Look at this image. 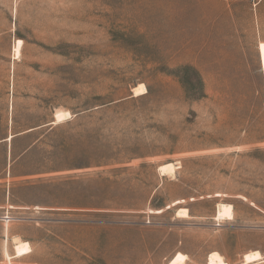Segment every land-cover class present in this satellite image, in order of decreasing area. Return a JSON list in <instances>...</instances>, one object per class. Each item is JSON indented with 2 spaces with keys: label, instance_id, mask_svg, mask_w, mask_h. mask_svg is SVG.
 <instances>
[{
  "label": "rangeland",
  "instance_id": "374dc122",
  "mask_svg": "<svg viewBox=\"0 0 264 264\" xmlns=\"http://www.w3.org/2000/svg\"><path fill=\"white\" fill-rule=\"evenodd\" d=\"M252 252L264 264V0H0V264Z\"/></svg>",
  "mask_w": 264,
  "mask_h": 264
},
{
  "label": "bare ground",
  "instance_id": "6f19581e",
  "mask_svg": "<svg viewBox=\"0 0 264 264\" xmlns=\"http://www.w3.org/2000/svg\"><path fill=\"white\" fill-rule=\"evenodd\" d=\"M20 44H21V42L18 41V42H16V46L14 47V52L16 55L19 54ZM144 91H145V89L141 86V87L135 89V94L136 95L138 93L141 94ZM55 115H56L55 123L60 122L62 119L66 118L67 116L69 117V114L66 112H64V113L60 112V113H57ZM10 138H8L7 140H10ZM158 171L163 175L173 174L175 171V167L173 164L168 163V164H164V165L158 167ZM177 216H181L183 218H186V217L188 218L185 209L178 211ZM231 219H232L231 206L225 205V204H219L217 206V214H216L215 220H231ZM30 252H31V250H30V246L28 243L17 242L14 245V255L12 257L13 258L21 257L23 255L29 254ZM5 256H7V255H5ZM7 259H10V257L7 256ZM184 259H185V256L178 253L168 264H183ZM259 261H261V255L259 252L248 253V254L244 255V258H243V264H252L255 262H259ZM211 264H213V263H211Z\"/></svg>",
  "mask_w": 264,
  "mask_h": 264
},
{
  "label": "water",
  "instance_id": "95a60500",
  "mask_svg": "<svg viewBox=\"0 0 264 264\" xmlns=\"http://www.w3.org/2000/svg\"><path fill=\"white\" fill-rule=\"evenodd\" d=\"M49 125H53V123H51V124H49ZM11 137V138H10ZM14 136H8L7 138H6V140H4V141H10L12 138H13ZM8 138H10V140H7Z\"/></svg>",
  "mask_w": 264,
  "mask_h": 264
},
{
  "label": "trees",
  "instance_id": "16d2710c",
  "mask_svg": "<svg viewBox=\"0 0 264 264\" xmlns=\"http://www.w3.org/2000/svg\"><path fill=\"white\" fill-rule=\"evenodd\" d=\"M184 70L186 71V72H189L190 70L188 69V68H184ZM47 127H49L48 129H50L51 128V125H49V126H47ZM13 139V138H12ZM13 150V149H12Z\"/></svg>",
  "mask_w": 264,
  "mask_h": 264
},
{
  "label": "crops",
  "instance_id": "0c3cea01",
  "mask_svg": "<svg viewBox=\"0 0 264 264\" xmlns=\"http://www.w3.org/2000/svg\"><path fill=\"white\" fill-rule=\"evenodd\" d=\"M27 243V242H26ZM27 255V254H26ZM23 256H25V255H23ZM22 257V256H21ZM18 258V257H17Z\"/></svg>",
  "mask_w": 264,
  "mask_h": 264
}]
</instances>
